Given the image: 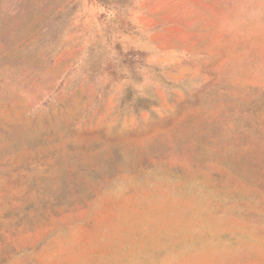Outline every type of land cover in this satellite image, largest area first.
<instances>
[{
  "label": "rangeland",
  "instance_id": "rangeland-1",
  "mask_svg": "<svg viewBox=\"0 0 264 264\" xmlns=\"http://www.w3.org/2000/svg\"><path fill=\"white\" fill-rule=\"evenodd\" d=\"M0 264H264V0H0Z\"/></svg>",
  "mask_w": 264,
  "mask_h": 264
}]
</instances>
